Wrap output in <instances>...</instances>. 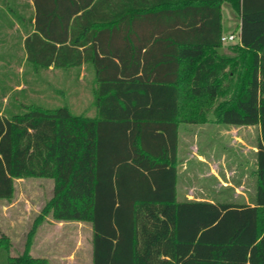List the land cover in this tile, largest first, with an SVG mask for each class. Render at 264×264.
Listing matches in <instances>:
<instances>
[{
    "label": "trees",
    "instance_id": "1",
    "mask_svg": "<svg viewBox=\"0 0 264 264\" xmlns=\"http://www.w3.org/2000/svg\"><path fill=\"white\" fill-rule=\"evenodd\" d=\"M30 1L27 61L92 65L96 114L32 103L8 116L0 92V200L17 179L54 181L25 252L0 236V264H50L29 251L47 215L91 225L92 264H264V0ZM225 3L240 21L228 58ZM214 110L218 125L259 127L250 203L179 197L180 128Z\"/></svg>",
    "mask_w": 264,
    "mask_h": 264
},
{
    "label": "rangeland",
    "instance_id": "2",
    "mask_svg": "<svg viewBox=\"0 0 264 264\" xmlns=\"http://www.w3.org/2000/svg\"><path fill=\"white\" fill-rule=\"evenodd\" d=\"M35 13L30 0H7L0 3V92L12 89L6 115L24 113L23 104H37L47 108L68 106L75 115L94 117L96 114V77L92 65L70 70L42 69L36 72L33 65L27 61L25 50V33L29 19ZM224 30L230 33L239 24V17L230 4L223 5ZM230 47V45H229ZM17 84L23 86L14 89ZM33 84L35 87H33ZM36 84V85H35ZM38 88L40 93H35ZM14 95V96H13ZM14 97V99H13ZM191 128V129H190ZM199 133L198 141H194L191 131ZM204 129L184 127L182 130V152L187 158L189 145H198L200 150L210 154L212 162L221 161L222 174L230 184L222 194L216 183H196V186L207 185L213 194H192L195 198H206L213 201L234 203H250L253 195V179L249 170L244 179L245 167H250L254 161L258 130L230 127L227 133L213 136L214 141L204 142ZM238 136L246 144L235 142ZM247 194H236L235 187H240L242 181ZM15 193L11 200H0V234L11 240L9 255L19 256L26 250L28 235L38 216L43 213L54 194V181L50 179H17ZM195 185V184H194ZM8 213L3 215L5 209ZM89 223L57 222L51 215L44 217L37 235L30 248V254L35 257L47 258L50 264H92V229ZM5 261V260H4Z\"/></svg>",
    "mask_w": 264,
    "mask_h": 264
},
{
    "label": "crops",
    "instance_id": "3",
    "mask_svg": "<svg viewBox=\"0 0 264 264\" xmlns=\"http://www.w3.org/2000/svg\"><path fill=\"white\" fill-rule=\"evenodd\" d=\"M224 5V4H223ZM240 23V21H239ZM239 25V24H238ZM237 25V27H238ZM236 27V28H237ZM235 28V30H236ZM222 29H223V36H229L232 33H235V30L226 33L224 30V15H223V6H222ZM222 42V41H221ZM237 44V43H235ZM229 45H234V44H224L222 43V46L217 49V52L219 55H222L226 58L228 57H233L234 53L231 51ZM86 66V65H84ZM83 66V67H84ZM55 68H50L49 70H52ZM63 70V69H62ZM216 112L215 110L212 111L209 114V123L205 125H193V124H187L183 125L180 128V142H179V167H178V194L179 197L182 200H189V201H207V202H212L213 200H209L206 198H195L192 194H213V192L210 190V187H207V185H202V186H196V183L202 182V183H216V186L218 187V191H220V194L223 193L224 190H227L229 187V183L227 180H229L228 176L226 177L227 180L224 179L223 174H222V168H221V161H216L212 162L209 158L210 154L206 151L200 150L198 145L190 144L189 145V152H187L188 157L184 158L183 157V152H182V130L184 127H196L198 129H204L203 131H206L207 133L204 135V142H208L211 144V142L214 141L213 136L218 137L219 132L220 134L227 133L228 129L230 127L234 128H244V129H251L254 128L255 126H241V127H236V126H225V125H218L216 124ZM258 130V136L256 139V145L259 137V127H256ZM191 129V128H190ZM191 131V130H190ZM192 136L194 138V141H198L199 139V133L197 131H191ZM218 135V136H217ZM235 142H241L242 144H246L241 138L238 136L235 137ZM253 151L254 154V161L250 165V167H245L244 169V179L247 178V172L249 170V175L250 178L253 179V189L251 190L250 194H255L254 193V177L251 176L252 170L255 168V152H256V146L255 148H252L250 146H247ZM244 180L242 181L240 187H235L236 194H247L246 193V188L244 186ZM195 184V185H194ZM8 209L6 208L4 210V213L2 212L3 215L8 213ZM92 229V228H91ZM3 234L4 232L1 231L0 234ZM93 234L91 237V242H92ZM92 260H93V245H92Z\"/></svg>",
    "mask_w": 264,
    "mask_h": 264
},
{
    "label": "built area",
    "instance_id": "4",
    "mask_svg": "<svg viewBox=\"0 0 264 264\" xmlns=\"http://www.w3.org/2000/svg\"><path fill=\"white\" fill-rule=\"evenodd\" d=\"M222 43L224 44H235L240 42V32L239 33H232L229 36H223L221 39Z\"/></svg>",
    "mask_w": 264,
    "mask_h": 264
}]
</instances>
